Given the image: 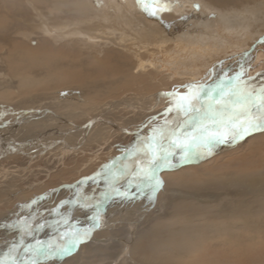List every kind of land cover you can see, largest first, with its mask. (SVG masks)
Segmentation results:
<instances>
[{"label": "bare ground", "instance_id": "bare-ground-1", "mask_svg": "<svg viewBox=\"0 0 264 264\" xmlns=\"http://www.w3.org/2000/svg\"><path fill=\"white\" fill-rule=\"evenodd\" d=\"M166 2L170 5L168 10H166L167 12L161 11L153 16L141 7L138 0H0V116L3 117L6 116V114L9 116L14 115V117L12 116L13 119L32 112L33 114H30V117L33 115L44 118L50 117L48 118L49 120L55 121L57 118H61L62 114L68 115V113L72 111L68 110L69 108H74L73 111L78 110L77 112L74 111L76 114L78 113L76 117L82 115L92 117L101 112L99 109L101 103L98 102L100 98L98 99L97 94L101 91L110 93L112 84L115 86L120 81L114 79L115 81L113 83L110 77L108 79L104 77L103 80L97 77L95 78L93 76V74H96L94 72L97 71L94 69L95 67L92 69L86 67L92 62H90L92 56H90L91 53H89L92 51H89L90 48H85L89 52L84 51V47L79 48L78 44L74 42L72 44L70 40H67V42L65 41L66 44L62 43L64 45H57L54 39H51L50 42V40L43 37V35L46 36L47 33H55L57 37L61 34L76 36L77 38L73 41L78 39L81 41L84 39L82 38V34L88 35L91 38H102L106 40L107 34L109 35L108 37L113 35V38L118 39L116 42L119 41L122 43L124 41L126 44L131 39V43L132 41L133 43L135 42L134 45H140L143 48L147 47L144 49L146 55H148V53L150 54V52L154 54L171 53L178 49L179 46L184 43L183 41H187L189 46H191L195 44L193 40L198 38L207 39L206 42L208 43V40H210L211 43L206 46L210 48V46L213 45L214 47L211 48L215 54H222V52L227 54L229 49H236V51L242 50L244 53H248L246 51L248 47L250 49H256L257 46H259L252 44L255 40L259 38L264 39L262 38L264 37V25H261L264 23V0H166ZM194 2L200 4L199 9L195 8ZM220 18L221 20H219ZM200 26H205V31L200 30V34H195ZM225 31L227 33H225ZM248 31L254 34L255 37L252 38V42H248L247 45L244 44V47H241L243 45L241 37H244ZM34 33L40 37L35 38L32 36ZM246 37L247 36H245V38ZM117 44L119 45V43ZM125 44L123 43L122 46ZM85 46L87 47V45ZM103 46L106 45L104 44ZM95 47H98V45ZM107 47L109 46L107 45ZM261 47L264 48V44H262ZM77 51H79V53H76ZM140 53H135L136 63L135 66H131L133 70L129 68V74L133 80H136L140 74L149 76L150 74H145V72L141 70L143 66L146 67L148 61L153 65L151 61L153 59L150 57L146 58L144 56L145 52L143 51V56L146 58L144 59L141 57ZM72 54H77L78 57L76 56L77 58H73L71 57ZM213 56L216 55H210V57ZM243 56H240V58H243ZM105 57L108 58V56ZM109 57L112 56L110 55ZM263 58L260 59V63ZM129 61H131V59ZM118 63L117 65H119ZM127 63H122L124 65V70L128 68L129 63ZM223 65L225 67V64ZM155 68L157 69L158 67ZM129 69H127L126 72ZM75 70L77 71V77L79 76L80 78V80L79 78L78 80L81 82L77 80V83H74L73 87L68 85L65 86V89L69 91L57 95V97L55 95L48 96V93H51L49 89H52L51 86L58 83L60 77L64 78L67 74L70 76ZM132 71L134 73H132ZM111 73H109V75ZM219 73L221 72L219 71ZM4 76L6 78H4ZM130 76L127 74L123 75V77H126L128 80ZM67 77H65L64 81H66ZM140 77L139 79L144 86H148L144 83L145 79ZM236 78L235 80H228L222 83L217 82L216 84L210 82L212 85H207V83L194 84L195 86H193V88L190 87L182 92L161 91L159 95H156L158 96V100L153 105L159 107V109L166 107L161 110L158 117H151L146 123L140 122L138 124L135 122L136 124L133 127L121 126L122 122L116 123L114 122L115 120H108L104 118V116L91 118L83 129L86 128L90 130L94 123H96L97 126L102 122L111 125L115 132L117 130L122 133H135L141 137L143 135L144 138L142 139H144L145 142L142 147L138 142L132 144L134 147L139 145L137 149H143L141 152H137L138 160L128 162L124 159L125 162L120 161L125 158V154L118 156L116 160L112 157V160L102 164L94 173L86 177L83 176V179L75 181V183L73 182L72 184L65 183L66 185L57 189V192L54 188V192L60 193L59 197L57 196L58 198L55 199V201H50L51 203H49L47 208L45 207L46 209L44 210L46 213L42 214L40 211L36 212L35 214L37 215H33L34 218H32L33 222L26 223V221L24 223L22 227L23 232L20 235L17 234L19 236V239L16 240L18 241L16 244L17 247L15 246V248L12 249L9 246L8 248L13 250L11 251L12 254L5 251V247L2 246L0 249V252H2L0 254V264H33V262L39 264L38 260L47 261V259H51V257L59 259L55 262H49V264H174L176 262L172 260H174L175 255L177 256V254L179 255L183 252L187 254L186 251H188L186 248L180 247V245L187 244L190 246V243L194 239L198 238V242L202 243L207 241L208 243H205L210 247L222 248L223 246L221 245L225 246L226 244L233 243V241L236 242L235 244H240L239 240L244 232L243 227L248 231V234L261 233L258 229L260 230V227L264 225V215L261 217L262 219L255 218L254 214L260 213L254 212L253 209H248L249 207L244 205L246 201L243 200L242 195H246L244 198H250L251 201L256 199V196L260 194L264 195V173L261 175L259 172L251 176L243 174L240 178L224 177L222 180H219L220 178L210 179L211 184L215 185V188H217H214L215 190L219 189L218 191H223L222 197L221 194L220 197L216 195V191H211V193L201 191L205 189H203L204 186H208L203 179L198 183L197 180L194 181V178V180H192L194 182L190 183L188 181L191 180L183 178L180 180L188 190L169 189L164 174L166 171H176L189 164L202 163L215 154L229 149L228 147L231 148L239 145V143L245 142L250 135L264 132V130L250 132L236 141H232L231 136L227 135L224 143L215 144L211 152L207 154H205V150L202 147L191 142V138L193 136H198L199 132L195 130V125L190 124L191 120L189 115H185L184 111L181 109V105L186 103L183 98L192 95L194 91L204 89V92L201 93L200 102L196 105L198 108L208 106L207 102L210 99L209 96L204 93H210L212 105H214L215 101H220L219 104L216 103L217 107L215 111L218 123L213 124L210 119V122L205 124L209 132H214L220 124L221 117L224 114V106L226 104L238 106V104L235 103L238 100V96H231L229 93L260 88L264 85V70H258L248 75L240 76V78ZM69 81L70 80H67L66 83ZM145 81L147 82V80ZM148 81L150 82V80ZM4 82H6V84ZM61 83H63V80ZM159 86H161V84ZM221 86L223 88L222 92L220 90ZM141 97L143 99V95H141ZM167 97L169 99H167ZM65 98L69 99H67L68 102H65V104H68V109L65 112L61 111L59 107L58 109H54V111L40 108L44 103L47 106L46 102L48 103L50 100L53 101V99H56L62 101ZM9 99H11V101ZM45 99L46 102H44ZM90 99H93V102L87 104V100ZM128 101L129 100L122 99L119 102L128 108H133V111L144 108L138 106V103L136 106L133 102L130 103ZM145 101L147 102L148 99ZM140 102H142V100ZM160 104L162 105L158 106ZM55 105H57V103ZM109 105L113 110L112 113L114 111L116 113V110H118V102H113L112 99V101H109L108 105L106 104L107 107ZM170 105H172V109L168 110V108H171L169 107ZM125 106L124 109H126ZM107 107L104 109L105 113L109 111ZM91 110H94V113L90 112ZM146 110L147 112L145 113L148 115H142L144 117H150L152 114L149 113V109ZM9 111H12L11 114ZM138 112L140 114L142 113V111ZM238 113L239 111L233 112L232 115ZM71 114L72 113L69 115ZM183 117L186 118L184 119L185 121L183 120L184 122L181 121ZM162 118L164 121V123H162V129L156 134L152 133V136L146 135L144 131L146 125L148 123H153L154 120L158 121ZM234 118L235 117L232 119ZM7 119L8 118L5 117L3 123L12 125H7L8 127H6V132L2 134L3 136L6 135V138H10V135L15 133L18 135L21 134L22 136L27 133V131L23 129L22 124H19V128L17 127L18 125H14L17 123L15 119L13 120L14 122L8 121ZM19 120H22V118H19ZM206 120L208 121V119ZM181 122L182 125L180 126ZM0 125H2V123H0ZM8 128L11 132H8ZM163 128L166 129L164 132ZM230 129L231 125L229 124V130L222 133H229ZM99 130L101 131V129ZM81 133L86 135L84 131ZM190 133L192 134L190 135ZM161 134H163V136ZM168 134H170V138L165 141ZM35 137H37V135L32 134L28 139H35ZM20 138L22 139V137ZM173 139H179L182 143L179 146L173 147L174 152L170 157L171 166H168V168L161 173L163 177L161 186L153 190L154 182L143 180L139 174L142 168L140 163L145 166L153 151L161 146L164 148L168 147L169 142ZM7 140L6 145L8 147H5L2 142L5 140L0 139V153L4 154L8 150H19V147H23V143L21 142L14 140L10 141V139ZM25 141L24 144H28L29 146H38L36 144L31 145L33 144L31 142L38 141L36 139ZM39 145L44 147L43 144ZM29 146L27 147L29 148ZM28 148L23 147L21 150L27 149V153L33 150V147L30 149ZM129 148V146L125 148V151ZM192 148L195 149L196 156L199 159L195 160L197 157L194 156L195 159H182L186 151L188 158H190V154L194 152ZM169 150L171 151V149ZM182 150L183 152L181 153L180 151ZM133 152L135 153L136 151L132 150L130 154H134ZM126 154L128 153L126 152ZM192 155H194V153ZM142 158L144 160H142ZM117 164L120 167H118ZM191 177L193 178V176ZM194 184H198V188L197 185L195 186ZM171 187L173 188V186ZM115 190H118L119 193H126V195H120ZM234 192L239 198H226L230 194H234ZM167 200L168 203L171 201L170 203L173 205L175 201L180 202V200L181 202L185 200H189V202L190 200L197 201L196 203H192L193 205L190 204L191 207H193V212L191 213L197 214L205 220L197 230V237L193 234L191 228L185 229V233H182V231H184L183 228H178L179 226L177 227L171 224V222L163 225L162 223L165 222L164 220L156 221L155 219L152 226H146L145 221L148 217L158 215L161 218V216L166 213L165 202ZM233 201L239 204L234 206ZM200 202L207 204L213 203L215 207H207ZM174 213H176V211H174ZM173 222L175 223L176 221L174 220ZM83 223L84 225L81 226ZM20 225L23 224L20 223ZM239 228H241V231ZM4 229H6L5 226ZM85 233H87V236L84 235ZM186 233H191L192 236H185ZM76 235L81 237L80 243L76 246L74 251H72V253H76L75 251H77V248H80L76 255L72 257H68L69 255H55L58 248L67 244V242ZM260 235L261 234L258 236ZM183 239L186 240V243ZM8 249L6 247V250ZM216 251L219 252L221 250L217 249L214 253ZM41 252L45 254L41 255ZM9 253L10 255L7 256ZM218 256L220 258L219 260L223 261L224 256H221V253ZM63 257L64 259H61ZM176 258L175 261L178 260V258Z\"/></svg>", "mask_w": 264, "mask_h": 264}, {"label": "rangeland", "instance_id": "rangeland-1", "mask_svg": "<svg viewBox=\"0 0 264 264\" xmlns=\"http://www.w3.org/2000/svg\"><path fill=\"white\" fill-rule=\"evenodd\" d=\"M162 12L166 13L167 11L165 10ZM219 20H221V18ZM200 30L205 31V26L204 27L203 26L198 27L197 32L195 34H200ZM248 32L250 35H247L246 38L241 37V40L243 43V45L241 47H244V44L247 45L248 42H252V40H253L252 38L255 37V35L252 34L250 31H248ZM225 33H227V32L225 31ZM49 34H50V36H49ZM193 35H194V33H193ZM224 35L230 36L228 34H224ZM32 36H34L35 38L40 37L39 35H37L35 33ZM83 36H85V37H83ZM108 36L109 35L107 34V37H106L107 40H106V39H102V38L101 39L100 38H91L88 35L82 34V38H84V39H82L81 41L78 39V40H75L76 41L75 42L73 40L75 38H77L76 36H66V34L65 35L61 34V35H58V37H57V35L55 33H47L46 36L43 35V37L45 39L50 40V42H51V39H54V41H56L55 43L57 45H61L62 43L66 44L65 41L67 42V40L68 41L70 40V42H72V44H73V42L78 44L79 48L80 47H82V48L84 47V49L90 48L89 51L92 50L91 52H89L86 49L84 51H88L89 53H91L90 56L92 55L91 60H90V62L91 61L92 62L86 67L91 68V69L95 67L94 69H96L97 71L94 72L96 74L95 75L93 74V76L95 78L96 77L99 78L100 80H103L104 77L107 79L110 77V80L113 83L115 81L114 79L120 80L118 82L119 84L117 83L115 86L112 84V86H111L112 88H110L111 94L106 93L105 91H101L100 93L97 94L98 99L100 98L99 100L98 99L97 100H98V102L101 103L99 106V109L103 113L100 112L95 116L91 115L92 117H88L86 115L76 117V115L78 113L76 114L74 111L77 112L78 110L73 111L74 108L68 109V107H67L68 104H65V102H68L69 99L65 98L62 101H58L56 99H53V101L50 100L48 103L46 102V99H45L44 102H46L47 106L44 103L42 105V107H40V108H43L45 110L49 109L52 111H54V109H58V107L61 109V111H64V112L67 109L72 110L68 113V115L62 114L61 118H57V120H55V121H60V122H55L54 120L51 121L48 119L50 117L44 118V117H41V116L39 117V116H35V115L30 117L29 115L33 114L32 112H30L29 114L28 113L23 114L24 116L21 115L19 118L20 119L22 118V120H19L18 117H15L12 119V116L14 117V115L9 116L6 114L8 112L5 113L6 116H3V117L0 116V123H2V125H0V139L5 140V141H2L3 146L8 147L6 145V141H8L7 139H10V141L14 140V141L21 142V143H23V147H25V148H28L27 146H29L28 144H24L26 142L25 140H28V141H32L35 139L38 140V141L31 142V143H33L31 145L36 144L38 146H29L28 149L33 147V150L28 151V153H27V149L23 150V151L21 150L23 147L22 148L19 147L18 148L19 150L12 148L13 150H8L4 154L0 153V249L3 246V247H5V251H8L12 254V252H11V251H13L12 249H14L16 244L18 243V241H16L19 239L18 238L19 236L17 234L20 235L23 232L22 227L24 226V223L26 221H27L26 223L33 222L32 218H34L33 215H37V214H35L36 212L40 211V213H42V214L46 213L44 209H46L47 206L49 205V203L55 201V199H57L60 195L59 192L56 193L57 189L65 186L66 184H69V183L72 184L73 182L75 183V181H79L80 179H83L87 175L92 174L95 171H97L100 168V166H102V164L109 162L113 158L116 160L118 158V156H122L125 154V158H123V160H120L123 162H125L124 159L127 160L128 162L138 160L137 155L143 149H137V147L139 146L138 144H141V147L144 145V139H142V138H144L143 135L141 137L140 135L135 134V133H128V132L122 133V132H118L117 130L115 132L114 128L112 129L111 125H108L107 123H102V122H100L98 124L100 126H98V125L96 126V123H94V125L91 127L90 130L84 128L86 130L85 131L83 129V127L85 125H87V123L91 120V118H93V117L98 118L99 116H102V117L104 116V118H106L108 120H111V121L115 120L114 122H116V123L122 122L121 126L124 125V127H133L136 123H138V124L140 122L146 123V122H148V120H150L151 117H158L161 110L166 107L165 106V107H162L159 109V107H157V106L155 107L153 105L158 100V96H156V95H159L161 93V91H164V90L167 91L168 90L170 92H174V91L182 92L186 89H189L190 87L193 88V86H195L194 84L198 85V84H202V83L203 84L207 83V85L208 84L210 85L211 83L212 84H216L217 82L222 83V82H224V81L226 82L228 80H235L236 77L240 78V76L248 75V74L253 73L255 71H258V70H260V71L264 70V58H263L264 54H263V56H262L263 60L261 61L260 64H258V66H254L256 64H254V65L251 64L252 66L251 65L250 66H242V68L249 67V69L246 70L244 73L237 75L236 77L233 75L221 76L224 73L223 72L219 73V71H221L223 69L227 70L230 66H228V64L226 63L225 67H224V65L220 64V63H223V61L225 63V62H227L228 59H233V58L236 60H241L242 58H240V56L241 57L243 56L242 54H244V51H242V50L236 51V49L235 50L229 49L227 54L224 52H222V54L221 53L215 54L212 51V48L214 47L213 45L210 46V48L212 47L211 49L206 46L209 43H211L210 40H208L209 41V43H208V42H206L207 39L205 40L204 38L194 39L193 42L195 44H192L191 46H189V43H187V41H183L184 43L181 46H179L178 49H176L175 51H172L171 53L168 52L166 54L165 53L164 54H162V53H160V54L155 53L154 54V53L150 52V54L148 53V55H146V51L144 49L147 47L144 46L145 48H143L140 45H134L135 42L133 43V41H132V43H131V39L126 44L124 41L122 43H120L119 41L116 42L118 40L117 38L116 39L113 38V35L111 37H108ZM111 38H113V39H111ZM262 38H264V37H262ZM111 40L112 41L114 40V41L112 42ZM77 41L78 42L80 41V42L78 43ZM205 42H206V44H205ZM83 43H86V44H83ZM117 43H119V45ZM123 43L125 44L124 45L125 47L122 46ZM259 43L264 44V39H259V41L255 40V42L252 44L259 45ZM64 44H62V45H64ZM104 44L106 46H103ZM85 45H87L88 48ZM88 45H91V46H88ZM97 45H98V47H95ZM107 45L109 47H107ZM95 48H97V49H95ZM129 48H130V51L132 50L133 52L132 51L130 52ZM180 49L182 52L180 51ZM248 49H249V47L247 48V50ZM98 51H100L101 53ZM143 51L145 52V55L142 53ZM217 52H219V51H217ZM76 53H79V51H77ZM135 53H140L142 58H144V56H145L146 58L150 57L151 59H153V60H151L153 65H151L150 62L148 61L146 64V67L143 66L144 70L143 69L141 70V71L145 72V74H150V75L149 76H146L144 74L139 75V77L141 76L140 78H144L145 80H147V82L144 80V83H146L148 86H144V84L139 79V77H137L136 80H133L129 74L130 69L133 70L131 68V66L132 67L135 66V63H136ZM70 55H71V53H70ZM73 55H75V56H73ZM110 55L112 57H109ZM210 55H216V56H213L214 57L213 58V57H210ZM222 55H224V56H222ZM76 56H77V54H72L71 57L77 58L78 56L77 57ZM105 56H108V58ZM117 56H119V57H117ZM92 58H95V59H92ZM123 58H124V60H123ZM146 58H144V59H146ZM212 58H213V60L215 59L214 60L215 62L212 60ZM130 59H131V61H129ZM108 60H109V62H108ZM117 63L119 65H117ZM122 63L128 64L127 69H129V68L130 69L127 72H126L127 69L124 70V68H123L124 65ZM218 64L222 65L221 68L216 67ZM194 66H207L206 69L208 71L205 75L194 74L192 72V69H194L195 71L197 70L194 68ZM78 67H80V66H78ZM155 67H158V68L156 69ZM222 67H224V68H222ZM159 68H160V70H159ZM72 69H76V68H72ZM138 69H140V68H138ZM138 69H136V70H138ZM152 69H155V70H152ZM174 69H176L178 71L175 72ZM122 70H123V72H122ZM151 72H153V73H151ZM71 73H72V71H71ZM109 73H111V74L109 75ZM132 73H134V72L132 71ZM125 74L130 76L129 80L126 79V77L125 78L123 77V75H125ZM170 75H172V76H170ZM67 76H65V77H67L66 81L67 80H70V81L68 83H66V81H64L65 77L64 78L60 77L58 79V83H55L53 86H51L52 89H49V92H51V93H48V96H50V95L54 96L55 95L57 97V95L64 94V93H66V91H69L68 89L67 90L65 89L66 88L65 86L68 85L70 87H73V84L77 83L79 76L77 77V71L76 70L74 73H72L70 75L71 77L68 74H67ZM168 77H170V78H168ZM4 78H6V77L4 76ZM61 79L63 80V83H61L62 82ZM71 79H73V80H71ZM79 80H80V78H79ZM148 80H150V82ZM79 82H81V81H79ZM4 83L6 84V82H4ZM158 83H159V85L161 84V86H159ZM198 87H200V86H198ZM147 92H149V93H147ZM15 93H16V90H15ZM141 95H143V99H142ZM75 96H76V93H75ZM146 97L148 99L147 102L145 101V100H147ZM112 99H113V102H118V105H117L118 110H116V113H115V111L112 113L113 110H112L110 105L108 107L106 106V104L108 105L109 101H112ZM122 99L123 100L124 99L129 100L128 102H130V103L133 102V104H135V105L138 103L137 104L138 106L144 107V108L136 109V111H133V108H128L125 105L120 104L119 101ZM167 99H169V98L167 97ZM9 100L11 101V99H9ZM141 100H142V102H140ZM89 102H93V99L87 100V104ZM56 103H57V105H55ZM102 104H103V106H102ZM52 105H55V106H52ZM60 105L62 108L60 107ZM161 105L162 104H160L158 106H161ZM124 106L126 109H124ZM106 107H107V109H109V111H107V113L104 112L105 111L104 109ZM121 107H122V109H121ZM169 107H171V108H168V110L172 109V105H170ZM146 109H149V113L152 114V115H150V117L149 116L144 117L147 114V113H145V112H147ZM138 111H142V113L140 114ZM11 112L12 111H9L10 114H11ZM90 112L94 113V110L93 111L91 110ZM70 113H72V114L69 115ZM140 115H142V116H140ZM5 117L8 118L7 119L8 121H12V122H14L13 120L15 119L17 121V123H15L14 125L15 126L18 125L17 126L18 128L22 124L23 129H25V131H27V133H25V135H24L25 137L22 136L21 134L18 135L17 133L12 134V135L8 134L11 136L10 138H6L5 137L6 135L3 136L2 134L6 132L5 130H6V127H8L7 125H12V124H8V123H3V120ZM123 123H125V124H123ZM162 123H164L163 118L158 120V121L154 120L153 123H150V124L148 123L146 125L145 130L144 129L143 130L145 131L146 134L150 133L152 131L151 135H149V136H152V133L156 134L158 132L157 130L159 128L160 129L162 128V126H163ZM92 128H94V129H92ZM151 128H153V129H151ZM99 129H101V131ZM8 130H9V128H8ZM83 131L86 135H83L81 133ZM8 132H11V131L9 130ZM32 134H34V135L36 134L37 137H35V139H31V140L28 139V137L31 136ZM20 137H22V139ZM140 137H141V139H140ZM134 142L135 143L138 142V144H137L138 146H135V147L132 146V144H134ZM39 144H43L44 147L42 145L40 146ZM128 146L130 148L127 151H125V148H127ZM228 148L229 149H225L224 151L215 154L211 158L206 159L202 163L189 164L188 166H185L181 169H178V170L172 171V172L166 171V173L168 172L167 175H166V173H164V174H165V180H167L166 184L168 185V188L172 189V190L173 189L188 190L187 187L185 185H183V182L181 181L183 178L191 180V181L194 180V178H195L194 181L197 180L198 183L200 182V180L203 179V181L206 182V184L208 186H204L203 189L204 188L205 189L201 190V191L210 192V193H211V191H216L215 194L218 195L219 197L221 194V197H222L223 191H218L219 189L215 190L217 188H215L216 187L215 185L211 184L210 179L220 178L219 180H222V179H224V177L240 178V176H242L243 174L251 176V175H255L259 172H260L259 174L263 175V173H264V132H258L256 134L250 135L249 138L245 142H243L241 144L239 143V145H236V146L231 147V148L228 147ZM132 150L136 151L135 152L136 154L133 152L135 155L130 154L132 152ZM0 152H1V150H0ZM126 152L130 155V157L128 154H126ZM139 158H141V157H139ZM198 159L199 158L197 157L195 160H198ZM142 160H144V159L142 158ZM140 165L143 167V165L141 163H140ZM118 167H120V166L118 165ZM191 176H193V178ZM174 178H176L177 180ZM191 181H188V182H190V183L194 182V181H192V182ZM194 185L195 186L197 185V188H198V184H194ZM171 186H173V188ZM45 189H46V191H45ZM53 189L56 190V192H54ZM51 194H52V196H51ZM260 195L256 196V199L252 200L253 202L251 201L250 198H248L249 200L244 198L246 195H242V196H243V200L246 201L244 203V205L246 207H249L248 209H250V210L253 209L254 212L260 213V214H254V217L262 219L261 217L264 215V195L263 194H260ZM42 198H43V200H42ZM160 198H161V195H160ZM226 198H228V199L235 198L236 199V198H239V196H237L234 192V194H230ZM45 202H47V203H45ZM170 202L171 201H169V203H168V200L165 202V206H166L165 212L166 213H164L163 216H161V218L158 215L153 216V217L152 216L148 217L149 220L148 219L147 220L149 222L147 220L145 221L146 226L147 227L148 226L150 227V225L152 226L153 225L152 223H154L155 219H156V221L164 220L165 222L162 223L163 225L169 224L171 222V224H174L177 227L179 226L178 228H183L184 231H182V233H185V229L191 228V231L197 237V235H198L197 230L199 227H201L202 223H204V221H205L204 218H202L201 216L191 213V212H193V207H191V205H193L192 203H196L197 201H191L190 200V202H189V200H185L184 202H181V200H180V202L175 201L174 205ZM214 203H216V202H214ZM201 204H204L207 207H212V208L215 207V206H213V205H215L213 203H211V204L201 203ZM233 204L235 206V205H238L239 203H236L233 201ZM33 205H35V206H33ZM40 206H42V207H40ZM177 207H181V208H177ZM33 208H34V210H33ZM178 209H180V210H178ZM24 210H26V211H24ZM30 210H31V212H30ZM174 211H176V213H174ZM239 212L241 214H243L241 211H239ZM170 214H171V216H170ZM25 215H26V217H25ZM28 215H29V217H28ZM187 218H189V219H187ZM174 220L176 221L175 223L173 222ZM20 223L23 225H20ZM82 225H84V223L81 224V226ZM4 226L6 229H4ZM263 228H264V225H262L260 227V230L258 229V231L261 232V233H259L261 235L258 236L259 234H251V233L248 234L247 233L248 231L243 227L244 232L240 237V240H239L240 244L239 243L235 244L236 242L233 241V243L226 244L225 246L221 245V246H223L222 248H215L212 246L210 247L207 244L208 243L207 241H204L202 243V242H198V240H199L198 238L194 239L190 243V246L187 244L180 245V247L186 248L188 250V251H186L187 254L186 253L184 254V252L179 254L182 256H179L177 254V256L175 255V258L177 257L178 260L175 261V258H174V260H172V261L176 262L174 264H187L188 262H189L188 264H264V229ZM239 230L241 231V228H239ZM177 232H180V231H177ZM187 235L192 236L191 233H186L185 236H187ZM250 239H252V240H250ZM183 240H185V239H183ZM205 242H207V243H205ZM185 243H186V240H185ZM1 244H3V245H1ZM6 244H8V245H6ZM9 246L12 249H8ZM6 247L8 250H6ZM217 249H219L221 251H219V252L216 251L214 253V251ZM79 250H80V248H77V251H75V252L77 253V252H79ZM1 253L2 252H0V254ZM10 253L7 254V256L10 255ZM76 253H71L68 257H72L73 255H76ZM220 253H221V256L222 255L224 256L223 261L219 260L220 258L218 255ZM200 258L202 261L200 260ZM58 259L56 257H51V259H47V261L41 260V259L38 261H39V264H49V262H55ZM61 259H64V257ZM198 260H200V261H198Z\"/></svg>", "mask_w": 264, "mask_h": 264}, {"label": "snow or ice", "instance_id": "snow-or-ice-1", "mask_svg": "<svg viewBox=\"0 0 264 264\" xmlns=\"http://www.w3.org/2000/svg\"><path fill=\"white\" fill-rule=\"evenodd\" d=\"M138 3L153 16L157 15L158 12L168 10L170 7L166 0H138ZM220 90L221 92L223 91L222 86ZM203 92L204 89H200L199 91H194L192 95L184 97L183 99L186 103L181 105V109L185 115H189L191 123L196 126L195 130L199 132L198 136L191 138V142L202 147L205 150V154L210 153L215 144L224 143L227 135L231 136L232 141H236L250 132L264 130V86L258 89H246L243 92L235 91L229 93V95L243 98V102L238 103L239 113L234 120L229 121L231 125L229 133L209 132L204 121L211 119L213 124H217L218 121L215 113L212 112L213 105L211 103L208 104L207 109L196 106L200 102L201 93ZM204 94L208 95L211 100L210 93ZM216 103L219 104L220 101H216ZM161 135L163 136V134ZM181 143L179 139H173L169 142L167 148L161 146L156 149L148 159L147 164L140 169L139 174L143 180L154 182L153 190L158 189L162 184V181L157 176L158 170L161 167L171 166L170 156L172 153L169 149L179 146ZM182 159H188L187 151ZM115 191L120 195H126V193H119L118 190ZM84 235L87 236V233ZM80 240L81 237L79 235L72 237L67 244L57 249L55 255H70L80 243ZM40 254L44 255L45 253L41 252Z\"/></svg>", "mask_w": 264, "mask_h": 264}, {"label": "crops", "instance_id": "crops-1", "mask_svg": "<svg viewBox=\"0 0 264 264\" xmlns=\"http://www.w3.org/2000/svg\"><path fill=\"white\" fill-rule=\"evenodd\" d=\"M260 24H261V22H260ZM261 25H264V23H262ZM257 31H259V30H257ZM260 32V31H259ZM247 35H250L249 34V32L248 33H246L245 34V36H247ZM244 36V37H245ZM260 39V38H259ZM258 39V40H259ZM262 46V44L260 43L259 44V46H257V48L256 49H248L247 50V52L248 53H244V54H242V55H244L243 56V58L241 59V60H239V61H236V59H228L227 60V62H225V63H222V64H226V63H231V64H228V66H230L227 70L226 69H223V70H221L220 72H223L224 74L223 75H221V76H231V75H233V76H237V75H239V74H242V73H244L246 70H248L249 69V67H246V68H242V66H250L251 64L252 65H254V64H256V65H254V66H258V64L260 63V59L262 58V56H263V54H264V48H262L261 47ZM259 48V49H258ZM262 48V49H261ZM259 50V51H258ZM261 54V55H260ZM252 56V57H251ZM256 56V57H255ZM251 60V61H250ZM257 60V61H256ZM236 61V62H235ZM251 65V66H252ZM206 67L207 66H194V68L195 69H197L196 71L194 70V69H192V72L194 73V74H197V75H205L206 73H207V69H206ZM212 67V66H211ZM215 67V66H214ZM216 67H221V66H216ZM174 71L176 72V71H178V70H176V69H174ZM264 86V85H263ZM209 103H211L212 102V99L211 100H209L208 101ZM207 102V105L209 104ZM242 103L243 102V98L242 97H238V100L235 102V103ZM233 105V104H232ZM231 104H226L225 106H224V114H223V116L221 117V120H220V124L218 125V127L214 130V132H224V131H226V130H229V121L230 120H234V119H232L233 117H235L237 114H234V115H232L233 114V112H238L239 111V107L238 106H232ZM216 107H217V105H216V101L214 102V105H213V108H212V112H214L215 113V111H216ZM204 109H207V107H204ZM229 110V111H228ZM215 115H216V113H215ZM231 119H230V118ZM184 119H186L185 117H183L182 118V122H184L185 120ZM226 119H227V121H226ZM184 120V121H183ZM168 121V120H167ZM182 122L180 123V126L182 125ZM210 122V119H208V121L207 120H205V122H204V124H206V123H209ZM227 123V124H226ZM190 124L192 125V123H191V121H190ZM224 127V128H223ZM151 129H153V128H151ZM162 129V128H161ZM160 130V128L157 130V131H159ZM166 129L165 128H163V132L165 131ZM152 132V131H151ZM151 132L150 133H147L146 135H151ZM213 132V131H212ZM192 133H190V135H191ZM188 136H189V134H188ZM145 142V141H144ZM193 149V148H192ZM184 150V149H183ZM183 150L182 151H180L181 153L183 152ZM193 153H194V155H192V154H190V158H188V159H191V158H193V159H195L194 157H197L196 155V153H195V149H193ZM179 152V153H180ZM194 156V157H193Z\"/></svg>", "mask_w": 264, "mask_h": 264}, {"label": "water", "instance_id": "water-1", "mask_svg": "<svg viewBox=\"0 0 264 264\" xmlns=\"http://www.w3.org/2000/svg\"><path fill=\"white\" fill-rule=\"evenodd\" d=\"M197 5H198V7H197ZM194 6H195V8H197V9H199L200 8V4L199 3H197V2H194ZM231 96H233V95H231ZM168 138H170V134H168L167 136H166V139H165V141L166 140H168ZM167 146V145H166ZM167 148V147H166ZM174 152V148H171V153H173ZM172 156V155H171ZM170 156V157H171ZM179 164V163H178ZM166 168H168V166H165V167H161L159 170H158V172H157V176L159 177V179L162 181V176H161V173H163V171L164 170H166Z\"/></svg>", "mask_w": 264, "mask_h": 264}]
</instances>
